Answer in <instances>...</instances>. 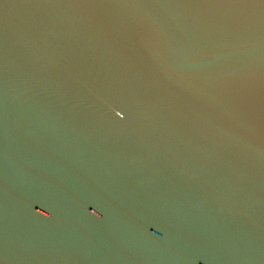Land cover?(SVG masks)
I'll return each instance as SVG.
<instances>
[{"label": "water", "instance_id": "water-1", "mask_svg": "<svg viewBox=\"0 0 264 264\" xmlns=\"http://www.w3.org/2000/svg\"><path fill=\"white\" fill-rule=\"evenodd\" d=\"M234 2L0 0V264H264V9Z\"/></svg>", "mask_w": 264, "mask_h": 264}, {"label": "snow or ice", "instance_id": "snow-or-ice-1", "mask_svg": "<svg viewBox=\"0 0 264 264\" xmlns=\"http://www.w3.org/2000/svg\"><path fill=\"white\" fill-rule=\"evenodd\" d=\"M258 3L259 5H261V9H264V0H235L234 3H229V4H224V5H219V6H235V7H248L250 5L256 4ZM213 6V5H211ZM113 111L115 112V114L117 116H121V111H116L115 108H113ZM157 233H159L158 230H152L151 234L154 236H158Z\"/></svg>", "mask_w": 264, "mask_h": 264}]
</instances>
